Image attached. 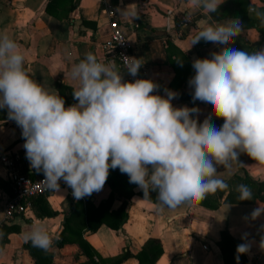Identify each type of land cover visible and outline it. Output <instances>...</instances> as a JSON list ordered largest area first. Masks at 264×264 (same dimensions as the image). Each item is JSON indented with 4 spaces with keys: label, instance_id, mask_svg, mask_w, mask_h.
Returning a JSON list of instances; mask_svg holds the SVG:
<instances>
[{
    "label": "clouds",
    "instance_id": "1",
    "mask_svg": "<svg viewBox=\"0 0 264 264\" xmlns=\"http://www.w3.org/2000/svg\"><path fill=\"white\" fill-rule=\"evenodd\" d=\"M222 3L190 0L193 10L208 14ZM248 11L264 27V10L250 6ZM122 14L136 17L134 9ZM243 30L236 17L207 24L191 41V46L204 40L219 48L211 58L193 60L195 74L188 80L192 100L223 120L219 128L210 119L198 121L197 107H174L176 92L156 94L159 85L151 79L126 81L115 60L101 62L91 52L71 67L78 81L72 92L77 102L65 107L58 90L26 71L25 55L7 31L0 32V109L6 108L21 128L26 159L43 173L50 189L58 191L63 180L80 200L101 191L109 170L118 168L144 199L156 192L161 209L202 201L229 189L217 166L231 174L233 163L242 164L241 154L264 164V48L250 53L228 47ZM142 65L131 57L125 68L136 77ZM235 190L239 200L253 199L248 185L238 184ZM262 212L258 207L251 215ZM23 238L45 252L54 244L40 222ZM247 251L243 243L236 248L238 254Z\"/></svg>",
    "mask_w": 264,
    "mask_h": 264
},
{
    "label": "crops",
    "instance_id": "2",
    "mask_svg": "<svg viewBox=\"0 0 264 264\" xmlns=\"http://www.w3.org/2000/svg\"><path fill=\"white\" fill-rule=\"evenodd\" d=\"M47 1L0 0V32L7 31L12 36L25 55L26 71L46 88L58 90L65 107L77 102L72 92L78 81L70 75L74 64L88 52L101 62L114 60L102 49L110 33L108 17L102 12L108 4L131 44L132 56L143 64L142 79H151L159 85L156 94L166 95L165 89L176 92L174 107H197L198 121L210 119L217 127L223 120L216 118L202 102L189 97L193 89L188 80L195 74L193 60L211 58V53L219 48L204 40L191 46V41L209 23H225L236 17L246 23L257 20L248 11L250 6L264 10V0H223L211 14L193 10L190 0H77L71 11H67L65 1L51 6L48 12L44 9ZM125 9H134L136 17L122 14ZM228 47L250 53L264 48V27L244 26ZM119 69L126 80V72ZM21 132L15 121L8 118L7 109H0V156H16L21 171L37 174L26 159ZM240 161V165L233 163L231 174L217 166L219 178L228 183L229 189L206 196L218 201L215 208L185 201L176 208L161 209L151 200L134 194L128 201L122 235L101 224L94 231H82V238L103 258L115 257L125 250L134 254L147 239H155L161 246V254L153 264H223L217 241L219 232L225 230L231 238L247 245L245 264H264V212L255 218L251 215L258 207L264 208V203L224 202L228 193L236 192V186L243 184L244 177L264 181V164L246 154H241ZM4 184L8 187L7 173L0 162V216L9 195ZM109 191L105 184L101 191L80 199L82 209L86 203L96 206ZM150 195L157 196L153 192ZM41 196L38 203L31 199L24 213L11 216L0 225V264H36L24 247L23 233L37 222L46 226L54 241L45 252L49 254V264H92L75 243L58 244L63 217L75 199L72 189L60 184L58 191ZM123 200L114 193L109 210L120 207ZM48 210L53 215L41 214ZM119 264L139 263L134 257H127Z\"/></svg>",
    "mask_w": 264,
    "mask_h": 264
},
{
    "label": "trees",
    "instance_id": "3",
    "mask_svg": "<svg viewBox=\"0 0 264 264\" xmlns=\"http://www.w3.org/2000/svg\"><path fill=\"white\" fill-rule=\"evenodd\" d=\"M68 2L67 11H71L76 6L77 0H48L45 4L44 9L48 12L49 8L54 5L62 4L63 2ZM240 1V0H235ZM259 26L258 20H249L243 23L244 26ZM192 99V96H189ZM198 101V100H197ZM196 101V102H197ZM223 123L218 125V128ZM241 158V155H240ZM33 175L32 173H29ZM109 186L110 191L103 201H100L96 206H92L88 203L85 204L84 210L80 200L73 199L69 205L68 212L63 217L62 229L59 233L58 244L73 242L75 243L83 255H85L88 261L92 264H119L127 257H134L139 264H153L155 260L161 254V246L159 242L155 239H147L142 247L134 254L125 250L121 254L115 257L103 258L96 254V252L89 246V244L82 238V231H94L101 224H104L108 228L114 230L117 234L122 235V224L127 216V205L130 197L134 194H138L144 197V193L141 189L134 190L137 186L136 184L129 183V178L126 174H123L119 169H110L107 181L105 183ZM243 184L248 185L253 191V199L251 200H239L238 193H228L224 198V202H251L253 200H258L264 203V181L253 180L248 177H244ZM3 187L9 192L8 187L4 184ZM119 194L123 197V203L120 207L114 210H109L113 194ZM157 193L153 192V195ZM220 196V194H218ZM235 197V199H233ZM43 196L39 195L33 198V202L41 200ZM151 200L156 205L157 201L154 196L150 195ZM196 204L215 208L218 201L209 200L207 197L202 201L192 200ZM42 209V208H41ZM44 215H53V212L48 210ZM240 243L227 234L225 230L219 232V240L217 241V246L219 248L223 264H245L246 257L245 254H238L236 252L237 246ZM24 247L28 250L29 255L34 259L36 264H49L50 257L45 251L33 247L30 242H25ZM237 256L239 260L237 261Z\"/></svg>",
    "mask_w": 264,
    "mask_h": 264
},
{
    "label": "built area",
    "instance_id": "4",
    "mask_svg": "<svg viewBox=\"0 0 264 264\" xmlns=\"http://www.w3.org/2000/svg\"><path fill=\"white\" fill-rule=\"evenodd\" d=\"M102 12L108 17V26L110 33L108 38L102 43V49L109 57L114 59L118 67L126 72V80L133 81L134 79L143 76V65L139 69L138 75L132 77L126 71L125 64L131 59L132 50L131 44L127 38L122 34L117 21L115 20V13L110 7L106 5ZM185 22V20H184ZM185 24V23H184ZM0 162L7 173V182L9 188V195L4 203L2 214L0 216V225L8 220L11 216L22 214L29 209L31 199L39 195H47L53 189L47 187L43 181V173L30 175L23 172L17 165V157L9 155H1ZM60 184H66L63 180Z\"/></svg>",
    "mask_w": 264,
    "mask_h": 264
}]
</instances>
